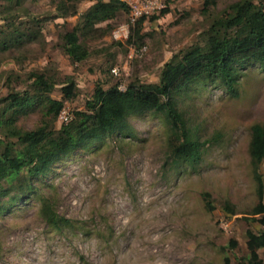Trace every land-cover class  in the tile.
Segmentation results:
<instances>
[{
	"label": "rangeland",
	"instance_id": "rangeland-1",
	"mask_svg": "<svg viewBox=\"0 0 264 264\" xmlns=\"http://www.w3.org/2000/svg\"><path fill=\"white\" fill-rule=\"evenodd\" d=\"M60 1L24 0L15 9L0 0V31L12 33L14 23L24 34L20 45L0 51V100L29 91L34 75L55 85L58 101L67 80L75 83L67 113L83 111L98 84L122 90L156 84L167 62L201 41L210 17L241 0H218L209 16L201 12L205 0H161L164 8L150 16L158 19L143 25L140 47L127 44L133 27L130 14H121L83 40L89 58L81 64L64 53L63 37L99 0H83L77 15L65 18ZM253 1L264 8V0ZM127 27V38L120 36ZM238 91L232 98L199 83L178 96L188 127L205 144L195 169L170 157L169 126L156 115L131 118L130 135L112 136L57 163L36 183L37 195L0 217V264H224L226 256L246 264L247 232L259 229L246 220L259 203L249 147L251 128L264 125V70L242 69ZM42 120L32 113L18 125L33 130ZM260 174L264 186V164ZM205 194L213 211L206 209ZM40 198L72 225L50 227L40 215ZM232 240L236 248L222 250ZM259 257L264 264V250Z\"/></svg>",
	"mask_w": 264,
	"mask_h": 264
},
{
	"label": "trees",
	"instance_id": "trees-1",
	"mask_svg": "<svg viewBox=\"0 0 264 264\" xmlns=\"http://www.w3.org/2000/svg\"><path fill=\"white\" fill-rule=\"evenodd\" d=\"M17 9L24 0H6ZM83 0H61V18L73 17ZM218 0H205L202 14L209 16L215 10ZM167 11H162L165 14ZM125 3L118 0H99L81 16L82 25L63 37V51L75 64L89 58L83 44L98 24L110 22L121 14H129ZM156 21L158 17H143L133 27L127 44L140 47L143 25L146 20ZM14 30L0 31V51L12 45H20L24 34ZM9 46V47H8ZM251 66L264 70V8L253 0H241L230 5L215 17H210L209 28L195 46L180 52L167 62L156 84H130L124 90L115 85L105 89L97 85L94 95L83 111L68 112L70 121L57 128L59 116L65 103L75 99L76 85L67 80L60 89L62 100H54L55 85L44 75H34L31 89L24 93L9 94L0 100V217L19 209L33 195H37L36 183L49 177L52 168L73 155L85 151L95 143L108 138L132 133L131 118L156 115L169 126L170 157L175 163L197 168L202 162L205 144L188 127L180 109L179 95L187 93L199 83L213 84L232 98L239 97L238 80L241 71ZM41 113L43 120L33 130L19 127L21 118L32 113ZM251 167L257 184L258 205L246 221L258 225L256 231L247 232L248 256L246 264H263L259 251L264 250V186L260 168L264 164V125L251 128L249 147ZM208 194L204 202L208 211L214 207ZM42 219L55 231H62L72 223L60 217L47 199L40 198ZM230 214L235 212L227 204ZM237 246L230 241L227 248L233 251ZM224 264H234L230 257ZM240 264V263H237Z\"/></svg>",
	"mask_w": 264,
	"mask_h": 264
},
{
	"label": "built area",
	"instance_id": "built-area-1",
	"mask_svg": "<svg viewBox=\"0 0 264 264\" xmlns=\"http://www.w3.org/2000/svg\"><path fill=\"white\" fill-rule=\"evenodd\" d=\"M121 1H122V3H125L130 10L129 25L131 27H134L139 19H141L143 17H150L155 12L160 11L161 9L164 8L161 0H137V1H135V0H121ZM128 28L129 27H127L126 31L123 30L120 33V36L124 35L127 38ZM117 39H121V38L118 37ZM112 73H113V75L118 76V71L116 69L113 70ZM70 119L71 118H70L69 114L64 109L59 116L60 123L61 124H68Z\"/></svg>",
	"mask_w": 264,
	"mask_h": 264
}]
</instances>
